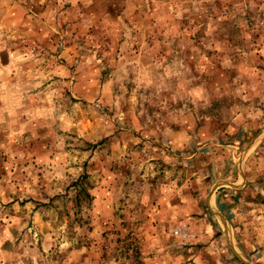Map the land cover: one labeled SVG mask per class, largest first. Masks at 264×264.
I'll use <instances>...</instances> for the list:
<instances>
[{"label":"rangeland","instance_id":"1","mask_svg":"<svg viewBox=\"0 0 264 264\" xmlns=\"http://www.w3.org/2000/svg\"><path fill=\"white\" fill-rule=\"evenodd\" d=\"M229 124L222 214L166 134ZM0 264H264V0H0Z\"/></svg>","mask_w":264,"mask_h":264},{"label":"crops","instance_id":"2","mask_svg":"<svg viewBox=\"0 0 264 264\" xmlns=\"http://www.w3.org/2000/svg\"><path fill=\"white\" fill-rule=\"evenodd\" d=\"M196 128H198V125L194 127L184 126L183 133V129L178 127L175 132L166 135L170 142L171 139L173 142L179 140V147L184 145V149L194 148L188 158L196 159L208 155L207 164L210 165L208 172L211 173L205 177V168L202 171L198 168L196 174L198 178L201 176L198 181L204 179L205 184H210L207 207L211 210V207L214 206L219 213H227L232 198L250 183V177H252L250 171L256 160L252 157V154L256 149L248 150L245 152L244 158L240 159L243 151L247 148L245 144L248 138L244 127L239 128V126L229 124L225 129V133L230 136L227 138L228 140H221V137L216 140V137H214L206 144L197 140V135L199 134L194 133ZM189 132L191 135H188ZM204 182H200V184Z\"/></svg>","mask_w":264,"mask_h":264},{"label":"water","instance_id":"3","mask_svg":"<svg viewBox=\"0 0 264 264\" xmlns=\"http://www.w3.org/2000/svg\"><path fill=\"white\" fill-rule=\"evenodd\" d=\"M255 143H256V141H255ZM254 145H255V144H254ZM254 145H253V144H252V145H249V146L246 148V150L243 151L242 156H241V158H240L241 160L244 158L243 156H245V152H247L248 150L254 148V147H255ZM241 160H240V163H241Z\"/></svg>","mask_w":264,"mask_h":264}]
</instances>
